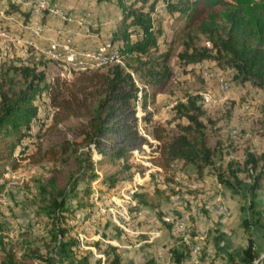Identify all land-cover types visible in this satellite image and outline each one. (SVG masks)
<instances>
[{
  "label": "rangeland",
  "instance_id": "1",
  "mask_svg": "<svg viewBox=\"0 0 264 264\" xmlns=\"http://www.w3.org/2000/svg\"><path fill=\"white\" fill-rule=\"evenodd\" d=\"M12 1L15 2L0 0V91L10 93L12 88L17 89L22 81V75L18 69L26 66L37 72H44L47 79L58 76L65 81L71 80L79 72L86 71L69 70L62 62L52 59L29 43L28 25L31 19L27 9L20 8L18 3L17 8H14L10 4ZM139 4L137 3L136 6ZM104 5L105 9L102 10L104 16L102 19H97L103 24L98 28L105 27L107 20H111L112 27L100 33L97 37L98 41L103 39L102 35L109 33L113 44L120 49L123 44L122 31L125 29L131 39L137 37V32L133 30V26L125 27L121 24L122 16L116 0H107ZM160 5L163 7L162 12L154 14L153 20L155 28H160L156 46L151 47L146 53L136 51L129 54L123 53L120 61L97 68L105 69L113 64H119L130 74L134 85L142 93L138 101L143 108L142 128L151 136L153 126L157 124L165 126L166 137L180 134L189 120L178 107L179 103L186 102L189 96L194 97L196 105L194 113L197 114L201 123L202 138L210 150L211 162L199 175H208L205 178L208 180L203 179L201 188L185 190V193L195 203L198 202L196 199L202 200L203 194H209H205L207 190L213 195L220 193L231 210L229 219L239 221L243 226L242 206L246 205L247 197L232 193L220 182V178L234 182V176H237L244 184L250 182L252 169L250 163H246L248 155L253 153L259 156L264 151V113L262 111L264 90L250 82L241 83L234 78L232 69H223L216 61L210 59L199 61H202L207 68L212 70L214 68L218 72L210 77H204L201 68L196 65L197 61H189L180 54L185 50L191 52L194 46H210L211 43L205 34L198 31L195 22L189 21L186 16L177 11H166L164 5L158 6ZM38 20L44 27L45 36L61 39L57 37L53 29L57 28V23L62 24V22L46 15H42ZM90 31L94 30L90 29ZM45 41L43 38H37L35 44L44 45ZM75 42L79 43L77 37ZM225 80L230 81L232 88L229 92L223 93L221 83ZM144 94H146L145 104H143ZM35 103L37 112L30 122L27 134L21 139H17L15 134L12 135L11 139L17 143L16 150L10 157L0 160V232L5 236L6 246L8 247V242L13 243L18 254L23 251L26 242L24 240H28L33 245L34 242L40 244L41 252L46 255L51 249L46 246L50 239L46 231L50 227V221L34 213L36 205L33 199L37 193L38 181L47 180L55 175L58 182L64 184L69 172H78L76 158L83 156L80 151L85 150V146L76 145L66 152L61 151L59 146L61 142L78 140L79 136L72 130L57 134L54 129L48 127L57 107L51 104L45 90ZM73 122H76V119L67 120V124ZM233 128L241 131L239 138L231 137L230 130ZM138 133L140 139L131 147L127 161L96 163L94 170L103 175L115 174L124 184L136 172L145 174L151 165L144 156L157 155L162 140H147L140 128ZM93 160L97 162L98 157L93 156ZM152 163H154L153 160ZM126 164L129 165L128 168L125 167ZM187 171L199 173L191 166L184 165L182 161H174L165 171H149L146 180L138 190V192L146 193L147 204L144 203L142 208H147L146 210L154 212L157 216L169 213L171 206L177 207L180 211L178 204H170V201L172 203L170 199L172 176L187 173ZM80 186L84 187L85 184L81 183ZM203 186L206 188L203 189ZM101 188H103V194L100 197ZM91 191L94 200L103 201L113 190L110 191L93 182ZM259 206L260 203L255 202V207ZM184 207L190 208L189 201ZM261 207L264 214V200ZM78 211L82 212V210ZM78 211L68 215L72 236L76 234L75 227L80 224L78 220L81 218L76 217ZM92 211L96 221L85 229V232L89 233L88 245L94 244L93 235L96 232L104 236L114 233V228L107 226V222L102 225L99 223L105 222L107 215L96 212L95 205ZM200 211L204 213L202 208ZM99 226L100 229H98ZM105 226L107 233L101 229ZM254 237L259 244L260 255L257 258V264H259L264 258V224L254 226ZM50 254L53 256V253ZM69 254L70 259L66 260V264H99L98 257L89 248L72 249L69 250ZM55 264H63L62 259L55 261Z\"/></svg>",
  "mask_w": 264,
  "mask_h": 264
},
{
  "label": "trees",
  "instance_id": "2",
  "mask_svg": "<svg viewBox=\"0 0 264 264\" xmlns=\"http://www.w3.org/2000/svg\"><path fill=\"white\" fill-rule=\"evenodd\" d=\"M125 27L133 26L137 32L135 39L124 29L123 44L120 51L125 54L134 51L146 53L156 46L160 28L154 26V14L159 4L169 12H179L189 21L196 23L199 32L206 35L210 46H194L191 52L185 50L180 56L189 61L210 59L217 62L223 69L234 71V78L241 83L250 82L264 90V0H116ZM140 3L139 6H136ZM17 8V3H10ZM116 33V30H114ZM17 69V68H15ZM22 81L17 89L11 92L0 91V160L10 157L16 150L17 143L11 139L15 134L17 139L27 134L32 118L36 115L35 100L45 90L51 104L57 107L51 116L49 128L57 134L67 130L74 131L78 140H65L60 143V149L66 152L76 145L85 146L80 151L82 157H77V173L69 172L67 181L60 184L55 175L47 180L38 181L37 193L33 199L36 205L34 213L42 215L50 221L46 230L49 235L48 254H43L40 244L24 243L23 251L18 254L13 243L6 246L5 236L0 232V264H55V261L70 256L77 240L71 234L68 215L78 210L89 214L95 205L91 184L114 190L123 182L115 174L103 175L94 170L96 163L104 161H127L131 147L138 143L140 135L135 116V101L138 89L130 76L119 64H113L105 69L97 68L79 72L65 81L58 76L50 79L44 72L26 67L18 69ZM12 81V80H11ZM146 94L143 95V104ZM180 110L187 115L189 123L183 127L180 134L164 135L165 126H153L151 134L162 140L157 155L153 157L155 164L164 171L169 169L174 161H182L195 172L187 171L197 179H205L203 174L211 162V153L202 138L203 131L196 110L194 97L189 96L186 102L179 103ZM192 110V112H191ZM264 113V103L262 105ZM74 118L76 122L67 124ZM96 152L99 157L93 160ZM55 153V151H54ZM246 163H250L252 174L250 182L244 184L234 176V182L220 178V182L234 194L247 197L242 224L246 232L247 242L242 248V257L235 260L229 256V264H253L260 255L254 238V226H262V200H264V151L255 156L248 155ZM129 167L128 164L125 165ZM81 183L85 186L81 187ZM99 190V196L103 194ZM139 208L147 204L146 193L138 192ZM255 202L260 203L255 207ZM253 218H251L252 216ZM61 240V242H60ZM111 264H119V256L114 248L105 249ZM50 253H56L55 258ZM175 264H181V255H174ZM259 264H264V258Z\"/></svg>",
  "mask_w": 264,
  "mask_h": 264
},
{
  "label": "built area",
  "instance_id": "3",
  "mask_svg": "<svg viewBox=\"0 0 264 264\" xmlns=\"http://www.w3.org/2000/svg\"><path fill=\"white\" fill-rule=\"evenodd\" d=\"M20 8H26L30 17L29 29V43L33 44L36 48H39L47 56L54 60L60 61L69 70H90L95 69L102 65L120 61L123 53L120 49L113 44L110 34L102 35V40L97 41L90 46H82L75 42L76 35H80L82 38H86L90 35L91 27H98L102 25V22H98L94 14L90 10L82 9H68L65 7L62 0H14ZM163 7L157 6L156 13L162 12ZM42 15H46L49 18H55L62 22L53 31L56 32L58 40L52 36H45L44 27L38 20ZM80 29V30H79ZM83 30V31H81ZM37 38L45 39L44 45L35 44ZM196 65L201 68V72L204 77H210L213 74H217L218 70L209 69L202 61H197ZM222 92H229L232 88L230 81L225 80L221 83ZM142 93L140 90L137 92V99L135 101V116L137 118L138 128L141 129L147 140L158 141L155 137L145 133L142 128V115L143 108L138 103ZM230 135L233 138H239L241 131L237 128L230 130ZM137 152V150H135ZM94 157L99 155L94 152ZM151 165L145 172L148 175L149 171H163V169L152 163L154 155L144 156ZM144 175V174H143ZM142 174L136 172L130 178L121 185L117 186L105 200L95 199L96 212L108 215L113 223L125 234L132 237L138 236L141 233L151 234L149 239L153 238L154 231H150L149 226L154 220L151 215H140L137 210L138 199L137 193L141 182ZM172 199L178 204L180 211L174 218L171 213H166L160 216V221L170 224L173 230H179L182 242L187 248L195 253L199 254L203 248L205 240L206 229L196 227V223L205 221L206 214H217L225 218H230L231 210L226 202L221 197L220 193H209L203 196L201 201L193 202L185 190H197L201 188L204 181L194 178L193 175L188 173L174 174L172 176ZM205 181L208 179H204ZM189 201L190 208H185ZM200 208L204 210V213L200 211ZM90 222L95 221V215L89 216ZM155 232H158L156 230ZM140 241L135 242L138 245ZM125 247H130L131 244H124ZM75 247H80V241L75 244ZM209 252H207V255ZM100 259L99 264H111L106 258L104 253H98ZM54 257L56 253H53ZM58 258V257H57ZM258 260L255 259L253 264H257Z\"/></svg>",
  "mask_w": 264,
  "mask_h": 264
},
{
  "label": "crops",
  "instance_id": "4",
  "mask_svg": "<svg viewBox=\"0 0 264 264\" xmlns=\"http://www.w3.org/2000/svg\"><path fill=\"white\" fill-rule=\"evenodd\" d=\"M64 5L68 9H86L94 12L96 19H102L103 11L105 9L104 3H107V0H62ZM107 23V24H106ZM105 27L101 26L100 28H93L90 35L86 38H82L80 35H77L79 44L82 46H90L98 41V35L103 31H107L112 27L111 20L106 21ZM60 23H57L56 27ZM53 27V26H52ZM101 29V30H100ZM80 30V29H79ZM100 30V31H99ZM83 31V30H81ZM79 37V38H78ZM96 37V38H94ZM113 41V40H112ZM147 175H142L141 182L146 180ZM142 183L140 185H142ZM219 185V183H217ZM141 188V186H139ZM206 187L203 186V189ZM206 193H211L206 191ZM204 196V194L202 195ZM169 197V196H168ZM170 204H176L170 195ZM169 199V200H170ZM199 199V198H198ZM200 200V199H199ZM196 199V201H199ZM137 207H139V202ZM144 209V210H143ZM147 208H142L137 210L140 215H151L154 220H152L149 230L153 233V238L150 240L149 236L151 234L141 233L138 236L132 237L125 234L121 231L107 215V220L102 223H108L107 226L114 228V233L104 236L100 232H96L93 237L95 239L94 244L88 245L89 233H86L85 229L88 228L89 224H94L90 222L89 216L93 214L91 211L89 214L82 209L76 213L77 218L79 219L78 227H75L77 242L80 241V247H74V250H80L84 248H89L98 257V253H104L106 258L109 261L110 254L107 256L105 249L107 247L114 248L115 254L119 256V264H175L174 255H181V264H229V256H233L235 260H240L242 257V248L246 245L247 236L246 232L239 221L230 220L221 215L212 214L206 217L205 221L201 223H196V227L205 228L206 235L203 243V248L199 254L191 252L187 246L182 242L180 231L173 230L170 224L160 221V216H157L154 212H149ZM143 210V211H142ZM169 213L175 218L179 214V209L177 207H169ZM207 216V214H206ZM106 226L101 229L107 233ZM100 229V226L98 227ZM158 230V232H155ZM255 238V237H254ZM256 240V239H255ZM140 241L138 245H135V242ZM76 242V244H77ZM257 242V240H256ZM131 244L130 247H125L124 244ZM257 242V247L259 249ZM207 252L209 254L207 255ZM70 257L62 259L63 264H66V260H69ZM100 259L98 258V262Z\"/></svg>",
  "mask_w": 264,
  "mask_h": 264
}]
</instances>
